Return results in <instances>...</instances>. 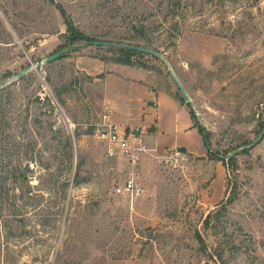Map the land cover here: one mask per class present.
I'll return each mask as SVG.
<instances>
[{
	"label": "rangeland",
	"instance_id": "obj_1",
	"mask_svg": "<svg viewBox=\"0 0 264 264\" xmlns=\"http://www.w3.org/2000/svg\"><path fill=\"white\" fill-rule=\"evenodd\" d=\"M165 1L0 0V85L67 49L0 89V185L19 197L0 264H264V137L248 147L264 129V0H185L188 13ZM56 3L93 40L165 53L233 161L151 150L143 193L117 194L131 165L95 135L110 87L150 77L182 94L152 55L126 65L115 47L69 39Z\"/></svg>",
	"mask_w": 264,
	"mask_h": 264
},
{
	"label": "crops",
	"instance_id": "obj_2",
	"mask_svg": "<svg viewBox=\"0 0 264 264\" xmlns=\"http://www.w3.org/2000/svg\"><path fill=\"white\" fill-rule=\"evenodd\" d=\"M148 80L140 77L126 80L128 87L119 86V92L112 84L109 90L112 102H109L115 108L114 121L123 126L144 125L152 152L180 148L191 157L207 156L204 137L188 102L173 90L156 86L154 79ZM133 100L137 105H132Z\"/></svg>",
	"mask_w": 264,
	"mask_h": 264
},
{
	"label": "built area",
	"instance_id": "obj_3",
	"mask_svg": "<svg viewBox=\"0 0 264 264\" xmlns=\"http://www.w3.org/2000/svg\"><path fill=\"white\" fill-rule=\"evenodd\" d=\"M114 113L115 108L112 103L105 102L100 120L96 124L95 135L106 145L109 156L120 155L131 165L127 179L122 185L115 187V191L117 194L129 196L134 200L144 191L143 186L138 182L137 168L143 156L148 154L152 148L149 145L148 131L144 125H120L114 121ZM176 154L182 155V152L178 151Z\"/></svg>",
	"mask_w": 264,
	"mask_h": 264
},
{
	"label": "trees",
	"instance_id": "obj_4",
	"mask_svg": "<svg viewBox=\"0 0 264 264\" xmlns=\"http://www.w3.org/2000/svg\"><path fill=\"white\" fill-rule=\"evenodd\" d=\"M165 2L167 3V7L169 9L171 8L170 10L173 12H175V10H177L176 8L181 7V12H184V10H185V12L188 13V7L185 9L184 8L182 9V7H185V5H187V3H185L186 2L185 0H166ZM183 4H184V6H183ZM56 6L59 9V11L61 12L63 18L65 19V24L67 27V34H68L69 39H71L72 41H83V40L89 41L91 39L93 40V38L88 37L84 32H82L77 26L74 25L72 18L68 15L66 9L64 8V6L61 3H56ZM185 15H186V13H185ZM138 45H140V44H138ZM145 46L152 47L151 44H147ZM114 49H118L119 54H120L117 58H115V61L118 63H121V64H126V65H134L135 64V61L133 59L134 56H136L138 54H142V52L130 50V49H126V48H114ZM182 99L184 101H186V99L183 96H182ZM188 104L190 105L189 102H188ZM193 114H194L195 118H197L194 111H193ZM197 127L199 128L201 134L204 137L205 145L208 149L209 154L214 158H217V159L222 160L223 162H226L227 161L226 159L221 157L218 152H216L212 149L210 139H209L204 127L198 121H197ZM229 161L231 162L233 160L229 159ZM23 178L24 179L27 178V175H24ZM3 183L4 182H2V184L0 185V238L3 235V231L4 230L7 231L6 228H9V230H12V223L14 220H16L15 216H18V215H14V214H16L17 205H16L15 201H13V200L19 199V197H17V195L15 193H13L14 194L13 199L11 197H9L8 192L10 190H5L2 187ZM14 191L15 190L13 189V192ZM4 194H6L7 197H9V198L4 197ZM22 198H23V196H22ZM232 199H234V197ZM10 209H13V211H12L13 216L11 217L12 219H9L5 216V212L7 210H10ZM208 218L210 219V215L208 216ZM1 250H2V242L0 239V252H1Z\"/></svg>",
	"mask_w": 264,
	"mask_h": 264
},
{
	"label": "water",
	"instance_id": "obj_5",
	"mask_svg": "<svg viewBox=\"0 0 264 264\" xmlns=\"http://www.w3.org/2000/svg\"><path fill=\"white\" fill-rule=\"evenodd\" d=\"M93 45H97V46H109V47H115V48H126V49H130V50H135V51H139L142 53H146L149 55H152L156 58H158L159 60H161L166 67L169 69L172 78L178 88V90L180 91V93L182 94V96L186 99L187 102L190 103L191 108L193 109L194 113L196 114V111L194 110V106L191 103V96L189 95V93L187 92L186 88L183 85V82L181 81L179 75L177 74V72L175 71V69L173 68V65L171 63V61L169 60V58L166 56L165 53L154 49L152 47H148V46H144V45H138V44H132V43H119V42H115V41H103V40H93L90 42ZM67 50H61V51H57L47 57H45L44 59L32 63L31 65H29L28 67L24 68L23 70L17 72L16 74H14L13 76H11L10 78H8L6 81H4L1 85H0V89L4 88L18 80H20L21 78H23L24 76H26L27 74H29L30 72H32L34 69L37 68H41L43 67V65L45 63H50L52 61L57 60L62 54L63 52ZM264 137V129L261 133V135L252 143H250L248 145V147H253L255 146L257 143H259V141ZM243 148H238L236 149L234 152L237 153L240 150H242ZM233 154H228V155H220L221 157H223L226 160H229L232 157Z\"/></svg>",
	"mask_w": 264,
	"mask_h": 264
}]
</instances>
